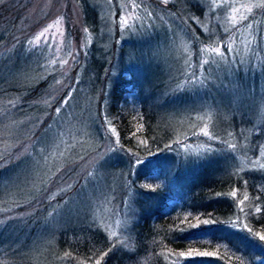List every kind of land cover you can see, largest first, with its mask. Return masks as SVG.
Instances as JSON below:
<instances>
[{
	"label": "trees",
	"instance_id": "trees-1",
	"mask_svg": "<svg viewBox=\"0 0 264 264\" xmlns=\"http://www.w3.org/2000/svg\"><path fill=\"white\" fill-rule=\"evenodd\" d=\"M5 1L0 0L3 12L0 14V42L5 44V50L0 53V104H18L29 93L35 94L43 89L46 83L51 82L52 76L46 81H36L38 64H31L36 59H31L32 53L24 54L23 49L31 36L20 32L15 38L12 34L22 24L14 16L18 14L14 8L18 3L1 7ZM128 2L134 9L133 15L146 22L143 30H131L116 47V52L94 47L95 55L91 49L95 58L83 60L81 66L78 63L70 74L72 79V74L80 68L82 79L88 76L93 79L89 88L75 89L68 83L60 90L53 105L46 109L44 106L48 104H37L34 112H53L51 109L58 108L70 90L78 95L81 90L89 93L87 98L94 101L93 106L89 107L82 97V100L78 99V109L83 107L86 118L89 114L94 122L91 137L102 139L107 129L104 124L108 123L114 128L118 143L115 154L120 156L118 166L113 165L115 159L112 158L107 164L97 162L92 171L98 174L100 182H107V179L120 182L112 194L116 213L127 211L130 219L124 223L121 236L109 238L95 221H91L86 208L73 210L72 205L78 202L75 200L79 199L83 186L94 187L90 185L93 180L89 179L91 169L72 190L53 199L55 207L60 203L66 205L68 198L71 202V216L68 218V208H64L61 212L64 220L56 225L57 230L49 219L55 211L47 199L49 195L43 197L42 194L36 198L35 203H31V212L21 214L19 206L26 200L23 184H30L28 179H21L26 168L32 166L35 170L38 166L29 165L26 158L20 163H8L0 167V210H13L11 214H17L0 227V264H97V261L100 264H138L141 259H147L150 264H264V241L254 235L264 234V193L245 171H238L240 153L245 150L249 154L250 151V156L255 157L264 139V115L259 116L258 107L255 109L253 105V99L259 96V78L263 73L260 68L253 71L250 65L236 75L230 74L207 59L215 49L212 42L200 34L193 18L207 20L215 33L212 37H219L222 29L214 20L217 12H208L207 17L203 14L204 1ZM26 6L29 5L22 7ZM69 6L68 2L67 9ZM78 6L84 30L98 38L92 29L98 10L91 9L92 6L85 5L83 1H79ZM9 11H12L10 17ZM63 16L70 17L65 12ZM168 20L182 28L193 44L195 65L187 72L179 67L166 69L160 65L161 59L167 55L163 51L170 35ZM142 33H145V38L141 45L132 42L135 34L139 37ZM163 40H166L162 47L165 49L160 53L158 44ZM116 41L117 37L115 44ZM139 48L144 49L145 56L149 58L144 68L136 59L135 51ZM220 50L225 52V48ZM22 58L28 63H21L23 76L19 78L18 64ZM263 59H258L262 62L258 64L264 67ZM229 78H233L232 83ZM127 90H131L128 94L134 91L137 100L135 114L127 112L122 104ZM217 102L221 107L217 108ZM205 107L216 112L206 129L202 130L197 123ZM18 112L24 114L22 108ZM82 119L85 120L84 117ZM48 124L46 120L41 130L32 135L33 140ZM193 145L203 147L197 153L183 154L182 147ZM85 151L86 148L84 151L76 150L73 157L67 158L69 163L85 156ZM68 160L56 166L64 168ZM43 169L41 167V171ZM51 169L42 171L31 182H37L34 185L39 187V192ZM118 173H121L119 179ZM155 175L164 179L165 187L160 183L150 185ZM16 176L22 181L19 186L13 182ZM145 179L150 182L147 186ZM171 199L180 205L179 212L169 211L167 201ZM15 202L20 205L16 206ZM257 207L261 208L259 213L256 212ZM205 219L210 223L204 224ZM68 232L75 235V239L70 241ZM204 237L208 239L201 240ZM192 250L211 255L179 256L180 252Z\"/></svg>",
	"mask_w": 264,
	"mask_h": 264
},
{
	"label": "rangeland",
	"instance_id": "rangeland-1",
	"mask_svg": "<svg viewBox=\"0 0 264 264\" xmlns=\"http://www.w3.org/2000/svg\"><path fill=\"white\" fill-rule=\"evenodd\" d=\"M79 1H83L85 5L90 4L93 10H98V12H95V22L93 21L92 23V29L98 34V38H96V34L93 36L92 33L84 30L82 26L83 17L81 19L80 8L78 6ZM202 1L205 2L203 14L207 17L208 12H217V18L214 20H217V24L222 29L219 37H212L215 33L211 24L205 19L197 20V18H193L195 20L194 24L200 34L205 35L212 42L213 50L215 49L213 54L207 56V59L216 62L221 68H224V72L235 75L240 70H246L250 65L253 66V71L260 68L259 70L263 74L259 78V96L257 95L256 99H253V105H255V109L258 107L259 116L264 115V67L258 64L262 63L258 59L264 58V19L262 21L264 0ZM68 2L70 6L67 9ZM77 2L76 0L74 2L71 0H6L1 5L2 7L18 3L14 7L18 14L14 16L22 24L12 34H15V38L18 36L16 33L20 32L31 36L27 38L23 49L24 54L32 53L31 59H36L31 63L37 62L38 64L36 66V74L39 75L36 76V81H46L51 76L52 78H50L51 82L46 83L45 87L40 89L38 93H29L18 104L15 102L0 104V167L12 162L20 163L24 158L28 160L29 165L37 164L38 166V169L35 170H33L32 166L26 168V173L23 175L24 178L21 179L22 181L28 179L31 184H23L24 197L26 198L25 203L20 205L15 202L16 206L20 205L21 212H18L21 214L31 212V203H35L36 198L41 197L42 194L44 195L43 197L49 195L47 199L52 202L53 205L51 206L55 207L53 199L65 195L66 192L72 190L75 184L85 176L84 173L87 174L91 169L89 179H93L90 185L94 187L85 188L83 186L84 189L82 188L79 199L75 200L78 202H73L76 204L72 205V208H74L73 210H78V207L86 208L85 212L88 213L91 221H95L96 226L102 230L105 236L118 238L122 234L124 223L127 219H130L127 211L122 210L121 213H116V202L112 194L119 188L120 182L109 179H107V182H100L98 174L92 171V167L97 162L107 164L112 158L115 159L113 165H119L120 156L115 154L118 143L115 138L114 128L105 123L104 125H106L107 129L103 138L96 140L91 137L90 130L92 131L94 122H92L89 114L88 118H86L87 114L84 113L83 107L81 110L78 109L80 105L78 99L82 100V97L85 98L86 104L89 107H92L94 103V101H90L91 99L87 98L89 93H85L84 90V93L82 90L79 92L80 95L70 90L64 102L58 108L51 109L53 112L45 111L46 113L40 112L38 114L34 111L37 104L42 106L48 104L44 106L46 109L50 105H53L52 103L60 90L68 85V83L75 89L81 87L88 89V85L91 84L93 79L89 76L82 79L80 68L72 74L73 78L71 79V71L76 65L80 63L81 66L84 63L83 60L95 58L94 56L92 57L91 53V49L94 52V47H97L101 51L116 52V47L120 45L128 33L137 28L138 30H143V23L146 24V22L133 15L134 9L129 5L128 0H77ZM161 2L165 3L166 0H161ZM27 4L29 6L22 7ZM11 12L9 11V17L12 15ZM64 12L66 14L69 13L70 17H64ZM2 13L0 10V14ZM254 15H256L255 18L252 17ZM260 22H262V25ZM167 26L170 30L169 40L167 43L166 40H163L161 44H158L161 46L159 52L161 53L162 49L166 48L163 52L167 54L161 59L160 65L162 67L166 66V69L169 66L173 68L179 67L184 72H187L190 67L193 69L195 63L191 40L182 28L170 20H168ZM164 29L167 30L166 28ZM136 35L133 37L132 42L141 45L142 40L145 38V33L139 34V37ZM116 37L117 41L115 44L114 39ZM163 44H165V48H162ZM4 45L3 42H0V53L2 50H5ZM221 48H225V52H221ZM135 54L139 65L143 68L146 67V62L149 58L145 56L144 49H137ZM257 54L259 55L257 56ZM21 63L25 65L28 63V60L22 58L18 64L20 75L17 77L19 78L23 76V72H20ZM141 70L143 72L146 71V69ZM229 82L232 83L233 78H229ZM41 90L45 92L40 93ZM128 91L122 104L127 112L135 114L137 100L135 99L134 91L130 94H128ZM230 92L234 95L232 88H230ZM216 105L217 108L221 107L219 102ZM20 108H22L24 114L18 112ZM28 110L31 112H27ZM211 110L210 107H205V110L201 114L202 118L200 119V115L197 116V119H200L197 123L200 129L205 130L210 123L211 117L216 112L215 109ZM52 113L53 115L51 116ZM46 120L49 121L48 127L33 140L32 135L41 130V126ZM200 146H185L181 150L183 154L197 153L203 147V145ZM85 148L86 151L83 153L85 156L69 163L70 160L67 158L73 157L76 150L81 149L84 151ZM240 154L238 171H245L251 180L256 181L257 187L264 193V139L255 157L250 156V151L247 154L244 150ZM65 159L68 162L64 168H59V165L56 166L57 163ZM54 165L56 167L52 170L51 168ZM41 167L42 169L45 168L42 170L43 173L49 169L51 170L50 176L40 185L42 190L39 192V187L34 185L37 182L35 181L33 184L31 182L36 177H39L38 174L42 172ZM21 170V172L24 171V169ZM72 176L75 178L73 177L74 179H72ZM16 177L17 179L15 178L16 180L14 179L13 182L19 186L22 183L20 180L22 175L19 178L18 176ZM117 177L118 179L121 178V173H118ZM154 177V182L151 184L145 179V186H147V183L150 185L160 183L162 187H165L164 179H160L158 175ZM41 179L42 175L39 181ZM36 193L39 194L34 196ZM67 201L66 205L62 203L57 205L55 211L49 216L56 230V225L62 223L63 215L61 212L64 208H68L66 212L68 218L71 216L69 211L71 202H69V198ZM167 205L170 207L169 211H173V213L179 212L180 205L173 199L168 200ZM11 212L13 210H0V227L4 225L9 217L17 214V212L13 214ZM79 215L81 216V214ZM91 221L89 223H92ZM74 236L69 232L67 233L70 241L75 239ZM206 239L208 238H201V240ZM138 264L150 263L147 259H141Z\"/></svg>",
	"mask_w": 264,
	"mask_h": 264
},
{
	"label": "snow or ice",
	"instance_id": "snow-or-ice-1",
	"mask_svg": "<svg viewBox=\"0 0 264 264\" xmlns=\"http://www.w3.org/2000/svg\"><path fill=\"white\" fill-rule=\"evenodd\" d=\"M205 135H207V133H205ZM235 194H236L235 192L232 193L233 196H235ZM245 199H247V197H245ZM260 211H261V208L260 207H257L256 208V212L259 213ZM203 223L207 225V224L210 223V221L207 220V219H205L203 221ZM193 227H196V225H193ZM249 231H251V229H249ZM254 235L258 236V238H259L260 241H264V234L254 233ZM209 255H211V253H209V252H197V251H194V250L188 251V252H180L179 253V256H181V257H185V256H187V257H193V256H209ZM97 264H100V262L97 261Z\"/></svg>",
	"mask_w": 264,
	"mask_h": 264
}]
</instances>
